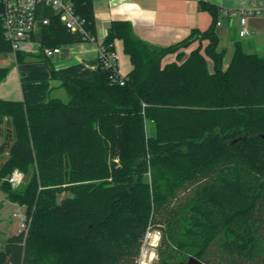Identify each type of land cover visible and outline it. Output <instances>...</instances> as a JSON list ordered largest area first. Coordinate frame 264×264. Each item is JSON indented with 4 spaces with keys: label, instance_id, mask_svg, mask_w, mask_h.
Returning a JSON list of instances; mask_svg holds the SVG:
<instances>
[{
    "label": "trees",
    "instance_id": "trees-1",
    "mask_svg": "<svg viewBox=\"0 0 264 264\" xmlns=\"http://www.w3.org/2000/svg\"><path fill=\"white\" fill-rule=\"evenodd\" d=\"M198 1L211 26L171 47L111 24L102 47L113 53L122 40L133 66L123 85L99 58L92 80L51 72L66 100L0 99V122L15 135L2 145L0 191L29 219L0 264H139L148 230L162 233L160 250L175 264H264V56L236 41L225 64L221 7ZM73 2L94 36L93 0ZM41 33L49 47L81 41L58 19ZM168 54L176 59L163 63ZM7 73L0 68V82ZM15 170L25 177L17 188Z\"/></svg>",
    "mask_w": 264,
    "mask_h": 264
},
{
    "label": "crops",
    "instance_id": "crops-1",
    "mask_svg": "<svg viewBox=\"0 0 264 264\" xmlns=\"http://www.w3.org/2000/svg\"><path fill=\"white\" fill-rule=\"evenodd\" d=\"M221 9H234L242 3L250 4L260 0H212ZM231 1L232 5H229ZM93 14L95 20L96 43H74L75 52L67 50L61 55L48 59L42 54L43 62L26 63L24 53H0V68L8 70L7 76L0 82V99L18 100L24 102L45 103L53 92H58L59 98L61 81L54 78L52 71L60 76L92 80L93 71L98 67L99 48H101L111 24L115 21L129 22L135 35L151 46L167 48L174 46L194 32L203 33L211 26L213 17L207 10H202L198 0H93ZM221 25L217 26L220 47L232 54L236 41H242L248 53H264V10L255 17H251L248 26L251 34L242 38L239 34L238 18H230L221 11L219 16ZM222 40L228 41L226 43ZM193 43L185 50L188 55L197 47ZM230 47V50H228ZM115 53L119 75L126 77L132 71L129 56L125 53L122 40H116ZM34 56V55H32ZM40 58V57H39ZM175 54H168L163 63L172 62ZM210 71L213 62L209 60ZM152 128V124L150 125ZM153 130V129H152ZM152 134V131L149 132ZM7 241V240H6Z\"/></svg>",
    "mask_w": 264,
    "mask_h": 264
},
{
    "label": "built area",
    "instance_id": "built-area-1",
    "mask_svg": "<svg viewBox=\"0 0 264 264\" xmlns=\"http://www.w3.org/2000/svg\"><path fill=\"white\" fill-rule=\"evenodd\" d=\"M0 6L3 34L14 54L19 52L25 55L42 54L48 59L59 56L66 50L73 54L75 52L74 44L57 47H49L44 44L41 31L50 26L54 19H58L70 33L80 36V42L96 43L95 37L86 28V21L76 12L73 0H0ZM263 10L264 0L252 1L250 4L242 3L240 7L234 9H221L230 18H238L239 34L242 38L252 33L248 26L249 19L260 15ZM219 25H221L220 21L217 22V26ZM99 58L102 59L104 67L111 71V78L123 85L125 77L119 75L116 53H108L101 46ZM23 178V174L15 170L9 177V183L13 187H17L23 182ZM14 216L19 218L20 227L27 231L28 216L21 212V207L18 205ZM160 236L159 231L148 230L143 246L149 242L152 245L157 244ZM151 259H153V255Z\"/></svg>",
    "mask_w": 264,
    "mask_h": 264
},
{
    "label": "rangeland",
    "instance_id": "rangeland-1",
    "mask_svg": "<svg viewBox=\"0 0 264 264\" xmlns=\"http://www.w3.org/2000/svg\"><path fill=\"white\" fill-rule=\"evenodd\" d=\"M229 2V1H228ZM229 5H225L226 7H229L232 5L231 1L229 2ZM222 42L226 43V41L222 40ZM228 43V41H227ZM226 43V45H227ZM202 48L204 51V47H205V42L202 44ZM230 50V47H228ZM229 53H227L226 57H225V64H228L230 59H231V54L230 51H228ZM261 56H264V53H259ZM175 59H173L174 61ZM25 61L26 63H31L33 61H38V62H43L44 59L43 58H39V55H30V56H25ZM60 93H64L65 95V91L60 88ZM52 98H59L58 97V92L55 91L53 92V94L51 95V97H49L48 101ZM67 96L65 97L64 100H66ZM152 123L148 122V132L152 131V128L150 127ZM15 139V135H14V131L9 127V122L7 119H5L3 122H0V167L5 159V157L8 155V148H3L2 145L3 143H9V142H13ZM24 177V175H23ZM25 177L23 178V182L20 184L22 185L24 183ZM20 185H18L17 187H19ZM14 187V188H17ZM71 196L69 193H63L59 196V200ZM19 206V205H18ZM21 207V206H19ZM16 208L17 205L15 203L10 202L9 200L6 199V196L3 192L0 191V250L4 249L6 240L11 237L12 235L18 234L21 231H24L21 227H20V220L19 218L14 216V213L16 212ZM21 212L26 214V209L24 207H21ZM154 231V230H153ZM158 232V231H156ZM161 234V238L158 241L157 244L152 245L150 242L143 246V250H142V254L141 257L139 259V264H167V263H172L175 264L174 261L165 259L166 254L163 253V251L160 250V245H161V239H162V233ZM153 255V259H151V256ZM182 259L184 260V257H182ZM189 258H187L185 261L186 262ZM246 264H258L257 262H246Z\"/></svg>",
    "mask_w": 264,
    "mask_h": 264
},
{
    "label": "water",
    "instance_id": "water-1",
    "mask_svg": "<svg viewBox=\"0 0 264 264\" xmlns=\"http://www.w3.org/2000/svg\"><path fill=\"white\" fill-rule=\"evenodd\" d=\"M179 264H204V263L200 261L198 258L191 256L186 262Z\"/></svg>",
    "mask_w": 264,
    "mask_h": 264
}]
</instances>
